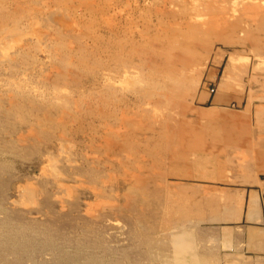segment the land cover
<instances>
[{"label": "rangeland", "instance_id": "obj_1", "mask_svg": "<svg viewBox=\"0 0 264 264\" xmlns=\"http://www.w3.org/2000/svg\"><path fill=\"white\" fill-rule=\"evenodd\" d=\"M262 43L264 0H0V264H260L194 241V177Z\"/></svg>", "mask_w": 264, "mask_h": 264}, {"label": "crops", "instance_id": "obj_2", "mask_svg": "<svg viewBox=\"0 0 264 264\" xmlns=\"http://www.w3.org/2000/svg\"><path fill=\"white\" fill-rule=\"evenodd\" d=\"M230 53L243 56L241 51ZM260 57L259 71L234 68V61L219 79L218 69L212 71L216 91L205 94L204 101L233 115L196 118L209 126L203 146L211 160L194 177L209 190L203 201L209 208L194 219L215 228L194 234V241L208 242L216 253H239L264 264L263 43Z\"/></svg>", "mask_w": 264, "mask_h": 264}]
</instances>
